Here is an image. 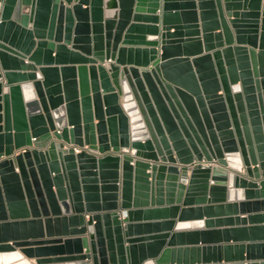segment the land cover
Here are the masks:
<instances>
[{
    "label": "water",
    "instance_id": "obj_1",
    "mask_svg": "<svg viewBox=\"0 0 264 264\" xmlns=\"http://www.w3.org/2000/svg\"><path fill=\"white\" fill-rule=\"evenodd\" d=\"M0 65V264H264L182 231L264 208V0H0Z\"/></svg>",
    "mask_w": 264,
    "mask_h": 264
},
{
    "label": "crops",
    "instance_id": "obj_2",
    "mask_svg": "<svg viewBox=\"0 0 264 264\" xmlns=\"http://www.w3.org/2000/svg\"><path fill=\"white\" fill-rule=\"evenodd\" d=\"M1 66V65H0ZM76 151H78V149H76ZM241 175H243L241 173ZM181 181H184L183 179H181ZM185 183H187L185 181ZM239 205L237 207V213L235 212H231L229 213L226 209H224L223 211L221 212H217L215 214H208L206 212H203L202 214V217H201V220L202 221H206L208 219H213V220H220L221 222V225L223 226H203V227H197L195 226L194 224L192 225V223H195L197 222V217L194 216H191L187 219H185L183 222L185 223H189L188 226H186L182 231L183 232H190V231H194V230H197V229H200V230H207V229H222L224 227V225H228L227 227H232V226H236L238 225L236 222H230L229 219L233 218V217H247L249 214L253 213V214H257V215H261V214H264V208L261 207L260 210L258 211H254L252 210L251 207H249V205H240V200L238 201ZM183 206V204H181ZM198 206L197 204H195L193 207H196ZM165 219L164 218H151L149 220H141V222H152V223H163L162 221H164ZM166 220H169L172 222L171 224V227L166 230V228L163 226V224H161L159 227L156 226L155 230L152 232L153 234H161V233H165V231H168L169 233H175L176 232V226L179 222V217H168L166 218ZM240 225L242 226H256V225H264V218H260L258 220H255V221H251V220H247L245 225L244 223H240ZM251 239V238H249ZM170 240V239H169ZM171 241V240H170ZM168 242L165 247H168L169 245L170 246H174V247H196V246H203V245H216L218 243H225L227 242V240L223 237L221 238H218V239H204L203 238H200L198 241H196L195 239H193L192 236H189V235H185L183 237V239L181 241H179V239L175 240V242L171 243V242ZM247 241H255V242H264V234H262V236H257L254 240H248L247 238H244V240H230V243H240V242H247ZM195 254L192 253V252H188V253H185V261H187L188 263H194V264H199V260H197V258H195ZM204 263V262H202ZM207 264H212L214 263L213 260H207L206 262Z\"/></svg>",
    "mask_w": 264,
    "mask_h": 264
},
{
    "label": "bare ground",
    "instance_id": "obj_3",
    "mask_svg": "<svg viewBox=\"0 0 264 264\" xmlns=\"http://www.w3.org/2000/svg\"><path fill=\"white\" fill-rule=\"evenodd\" d=\"M133 149L130 151V154L132 155V153H133ZM202 162V165L203 166H205V167H208V166H215V165H219V161H218V159L217 158H214V159H212V160H207V159H203V160H201ZM203 161L205 162V163H203ZM188 165H191V166H195L196 165V159L192 162V163H190V164H188ZM241 176H244V175H241ZM184 264H194V263H188L187 261L184 263ZM201 264H204V263H201ZM213 264V263H212Z\"/></svg>",
    "mask_w": 264,
    "mask_h": 264
},
{
    "label": "built area",
    "instance_id": "obj_4",
    "mask_svg": "<svg viewBox=\"0 0 264 264\" xmlns=\"http://www.w3.org/2000/svg\"><path fill=\"white\" fill-rule=\"evenodd\" d=\"M78 151H79V150H78ZM197 163H199V162L196 161V164H197ZM203 163H205V162L203 161Z\"/></svg>",
    "mask_w": 264,
    "mask_h": 264
}]
</instances>
